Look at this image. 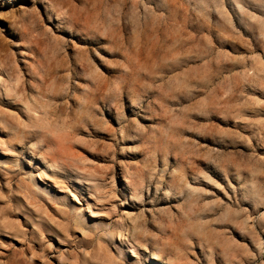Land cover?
Returning a JSON list of instances; mask_svg holds the SVG:
<instances>
[{"label": "rangeland", "instance_id": "374dc122", "mask_svg": "<svg viewBox=\"0 0 264 264\" xmlns=\"http://www.w3.org/2000/svg\"><path fill=\"white\" fill-rule=\"evenodd\" d=\"M0 264H264V0H0Z\"/></svg>", "mask_w": 264, "mask_h": 264}]
</instances>
